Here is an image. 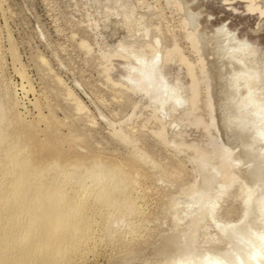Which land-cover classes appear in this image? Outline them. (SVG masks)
Returning a JSON list of instances; mask_svg holds the SVG:
<instances>
[{"label": "rangeland", "instance_id": "obj_1", "mask_svg": "<svg viewBox=\"0 0 264 264\" xmlns=\"http://www.w3.org/2000/svg\"><path fill=\"white\" fill-rule=\"evenodd\" d=\"M0 102L46 162L136 182L75 264H255L264 0H0Z\"/></svg>", "mask_w": 264, "mask_h": 264}, {"label": "bare ground", "instance_id": "obj_2", "mask_svg": "<svg viewBox=\"0 0 264 264\" xmlns=\"http://www.w3.org/2000/svg\"><path fill=\"white\" fill-rule=\"evenodd\" d=\"M6 111L0 102V264H75L93 250L100 226L108 234L113 225L136 227L137 186L128 171L101 158L46 162ZM259 205L264 226V195ZM263 234L249 253L255 264L264 258ZM210 264L227 263L213 257Z\"/></svg>", "mask_w": 264, "mask_h": 264}, {"label": "clouds", "instance_id": "obj_3", "mask_svg": "<svg viewBox=\"0 0 264 264\" xmlns=\"http://www.w3.org/2000/svg\"><path fill=\"white\" fill-rule=\"evenodd\" d=\"M64 179H67V177H64Z\"/></svg>", "mask_w": 264, "mask_h": 264}]
</instances>
